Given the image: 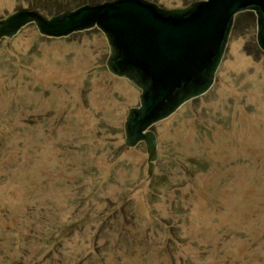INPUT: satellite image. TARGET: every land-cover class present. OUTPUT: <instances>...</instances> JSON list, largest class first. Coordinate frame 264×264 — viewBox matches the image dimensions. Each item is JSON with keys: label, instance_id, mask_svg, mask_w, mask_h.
<instances>
[{"label": "rangeland", "instance_id": "374dc122", "mask_svg": "<svg viewBox=\"0 0 264 264\" xmlns=\"http://www.w3.org/2000/svg\"><path fill=\"white\" fill-rule=\"evenodd\" d=\"M28 1L0 0V17ZM247 11L215 82L149 127L150 167L125 142L141 89L107 68L100 29L0 39V264H264V51Z\"/></svg>", "mask_w": 264, "mask_h": 264}, {"label": "water", "instance_id": "95a60500", "mask_svg": "<svg viewBox=\"0 0 264 264\" xmlns=\"http://www.w3.org/2000/svg\"><path fill=\"white\" fill-rule=\"evenodd\" d=\"M245 10L256 14V42L264 51V0H195L182 8L150 0H103L49 16L18 8L0 17V39L11 38L28 23L47 37L100 29L110 48L107 68L141 89L139 104L125 118V142L144 141L150 167L157 141L149 127L215 82L234 15Z\"/></svg>", "mask_w": 264, "mask_h": 264}, {"label": "trees", "instance_id": "16d2710c", "mask_svg": "<svg viewBox=\"0 0 264 264\" xmlns=\"http://www.w3.org/2000/svg\"><path fill=\"white\" fill-rule=\"evenodd\" d=\"M100 1L103 0H29L28 6L45 16H49L64 10L75 8L84 3H96ZM249 11L252 12V10ZM249 11H247L246 14H249ZM71 34H75V32Z\"/></svg>", "mask_w": 264, "mask_h": 264}]
</instances>
